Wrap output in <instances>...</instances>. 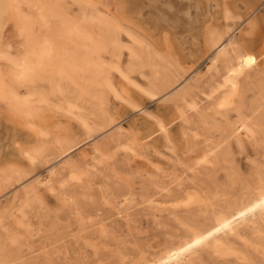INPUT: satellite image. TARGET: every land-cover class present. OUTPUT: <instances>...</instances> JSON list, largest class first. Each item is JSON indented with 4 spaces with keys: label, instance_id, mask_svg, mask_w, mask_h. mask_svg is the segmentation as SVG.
Returning <instances> with one entry per match:
<instances>
[{
    "label": "rangeland",
    "instance_id": "rangeland-1",
    "mask_svg": "<svg viewBox=\"0 0 264 264\" xmlns=\"http://www.w3.org/2000/svg\"><path fill=\"white\" fill-rule=\"evenodd\" d=\"M27 2L37 16L34 35L47 32L60 38L68 31L66 58L76 60L69 71L74 81L63 79V91L75 89L79 96L73 114L59 109L54 104L57 98L45 107L41 120L48 126L44 137L47 154L33 165L26 157L14 155L13 162L27 174L23 185L49 177L50 162L63 155L58 137L71 138L75 147L63 155V168L52 176L50 183L55 189L38 185L39 199L31 197L28 205L24 206L23 189L18 192L21 199L15 197L20 180L3 185L0 209L6 214L0 223V245L7 247L0 246V264H141L181 240L193 225L210 220L231 202L264 187V55L256 67L239 77L233 102L220 106L218 95L227 88L214 90L223 83L227 69L221 63L213 76L208 72L215 51L203 36L196 45L187 32L178 30L176 41L172 32L170 41H162L161 32L142 26L131 30L133 36L119 30L115 41L113 27L89 15L87 0ZM27 2L23 0L22 6ZM203 3L216 18L222 41L233 34L245 50L262 53L264 0ZM50 5L60 14L50 13ZM115 5L114 0L99 1V16L114 17ZM224 7L231 12L228 20ZM189 10L192 22L201 8L194 5ZM68 19L79 20L80 26L67 27ZM13 36L14 28L9 25L5 38ZM146 47L152 63L148 50H143ZM62 62L63 57L56 55L55 67L47 64L46 69H34L33 76L44 73L58 78L55 71ZM196 72L199 79L193 77ZM166 77L172 81L170 87L155 88L153 82L159 85ZM38 83L51 87V82L42 78L31 87ZM78 85H83L82 95ZM181 86L189 89L188 100L193 102L192 107H186V118L169 95ZM157 119L167 123L168 138L157 132L131 151L130 139L143 136ZM113 120L127 128L120 139ZM85 122L97 130L96 136L90 134ZM242 122L251 124L256 133L254 138L241 136L240 144L233 130ZM209 150H213L210 161L203 163ZM217 151L226 152V156L215 163L212 158ZM76 169L89 173L84 171V177L77 180L72 178ZM18 208L22 211L13 216ZM14 234L17 243L10 239ZM223 239L232 247L229 254L214 255L204 248L192 264H264V232H254L250 226L241 237ZM10 248L14 250L10 252Z\"/></svg>",
    "mask_w": 264,
    "mask_h": 264
},
{
    "label": "bare ground",
    "instance_id": "bare-ground-1",
    "mask_svg": "<svg viewBox=\"0 0 264 264\" xmlns=\"http://www.w3.org/2000/svg\"><path fill=\"white\" fill-rule=\"evenodd\" d=\"M99 1L101 0H87L90 5L89 15L96 16V20L99 23L112 26L114 29L115 41L119 39V30H123L133 36L131 30L134 27L140 28L142 26L144 28H155L156 32H161L165 37L162 41H170L171 32L174 35V41H176V32H178V30L187 32L189 35L188 39L196 45H198L199 37L203 36L206 41L214 47L215 51L210 57V65L207 69L208 72L213 76L221 63L227 69V76L223 74L226 77L224 76L225 79L222 77L224 79L223 83L214 90L215 92L219 91L220 88H227L218 95V98H220V106H226L233 102L234 95L239 90V77L247 70L256 67L259 64L260 58L264 55V48L259 55L245 50V47H241L239 44L240 38H235L233 34L229 35L226 42L222 41L223 37L219 33L216 18L212 16L209 8L203 3V0H114V4L116 3L114 17H110L109 15L108 17L99 16L97 7ZM22 3L23 0H0V191L3 185L9 183L11 180H20V182L17 183L20 187L17 188L18 186H16L15 188L17 189L14 192L15 197L19 198L18 192L23 189L25 206L29 204L31 197L38 198V185L47 186L51 191L55 189L50 183V181H52V176L55 175L59 169L63 168V155L69 153L75 145L69 137H58L56 142L60 146L63 155L59 157V159H54L50 162L49 177L38 180L36 183L31 182L23 185L24 183L22 180L27 174H25L21 166L13 162L14 160L12 159L14 155H20V157H26L30 164H35V161L46 153V140H44V137L48 135V126L43 124L45 120H41V118L45 116H43L45 107L47 105L51 106L52 100L57 98V103L54 104L57 105L59 109L73 114V107L75 106L74 101L78 99L79 93L77 90L75 91V89L68 92L63 91L64 82L62 80L71 78L69 71L72 66H74L73 63L76 60L75 57L66 58V52L69 50L70 45V37H67L68 31H66L65 34L62 33V35L66 36L60 38L54 37L47 32H39L40 34L37 36L34 35V21L37 16L33 11L31 3L29 4L27 2L28 4L26 7H23ZM42 4V7H46L45 2H42ZM194 5L201 8V10L191 22L188 18L190 13L189 8H193ZM48 10L50 13L54 12L53 14L55 15L60 14L55 11L56 8L53 5H50ZM224 17L226 20L231 18V12L227 7L224 9ZM42 18H44V16ZM65 23L67 27L71 29H77L80 26L79 20L76 19L65 20ZM252 24L253 22L251 25ZM9 25L14 28L15 36L7 40L5 38V31ZM65 29L66 28H64L63 31H65ZM152 38L154 39V37ZM145 49L148 50H146L148 59L150 63H152L150 48H143V50ZM56 55L63 57L62 64H60L55 71V74L59 75L58 78H56L55 75V77L52 75V77H50L44 73H41L37 77L33 76L34 69H46L47 64L50 67H55L56 64L54 63V59ZM223 71L225 72V70ZM199 75L200 73L196 72L193 77L199 79ZM41 78L51 82V87L49 89L44 88L39 83L37 87H31L33 82L41 80ZM71 80L74 81L73 78H71ZM153 83L155 88L161 89L163 86L170 87L172 81L169 77H166L159 85L156 84V81ZM78 87H80V85H78ZM79 90L82 95L84 92L83 85ZM184 90L181 86L176 88L169 95L174 96L175 105L179 108L181 115L186 118L188 116L186 107H192L191 105H193V102L191 100L189 103L188 100L189 91L187 90L189 89ZM61 94H64L62 99L59 97ZM263 120L264 119H262V121ZM113 122L118 137L122 136L127 128L121 122L118 123L115 122V120H113ZM85 125L90 134L96 136L97 130L91 127L87 122H85ZM261 125L258 124V126ZM53 128L54 127H50L51 130ZM166 131L167 123L161 119H157L156 123L149 124V128L145 134L141 133L143 136H139L138 134L135 137L133 135L134 137L130 139L131 141L128 147L130 150L131 148L133 150V146L141 145V143H144L145 140L149 139L150 136L157 132L165 133V136L168 138ZM206 132L209 133L207 130ZM233 132L237 134L236 136L241 144V136L254 138L256 130L251 124L242 122L234 128ZM227 137L228 136H226V139ZM95 149L98 151L100 148L97 147ZM228 149H226V152ZM210 152L212 153L213 150L204 153L202 159L203 163H208L210 161ZM228 152L231 154L230 151ZM225 153L223 151H217L212 158V162H220ZM103 161L104 159L102 162ZM82 171L76 169V171L72 172V178L78 180L85 174L84 171L89 173L87 170ZM188 198L189 200H193L194 197L189 195ZM20 210V208L15 209L12 212L13 216L16 211ZM5 214L6 210H4V208L0 209V223ZM250 226H253L254 232H264V187L262 186L256 193L245 195L240 200L233 203L231 202L226 209L219 211L210 220L199 223L198 225H193L191 229L189 228V234H186L184 237L182 236L183 238L181 237L182 239L178 242L165 247L158 255L150 258L148 257L141 264H192L193 261L199 257V252L204 248H209L208 251H211L214 255L229 254L232 247L229 243L225 242L224 239L222 240V238L228 236L241 237L242 231ZM14 235H10V239L12 243H17L18 237L16 238V235ZM1 245L3 246L2 243ZM5 247L7 246L5 245L2 248ZM10 249H8L10 252L14 250L12 248ZM7 253H9V251Z\"/></svg>",
    "mask_w": 264,
    "mask_h": 264
}]
</instances>
